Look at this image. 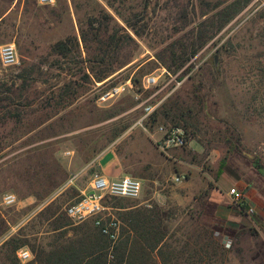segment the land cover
<instances>
[{"label":"rangeland","instance_id":"obj_1","mask_svg":"<svg viewBox=\"0 0 264 264\" xmlns=\"http://www.w3.org/2000/svg\"><path fill=\"white\" fill-rule=\"evenodd\" d=\"M200 1L0 0V45L14 42L17 50L16 64L0 62V114H7L0 121V200L6 192L18 200L0 205V264H16L14 255L6 258L12 238L25 240L22 249L33 261L95 230L91 221L70 219L65 207L106 149L125 175L142 183L136 199H108L109 211L123 223L129 209L159 211L153 225L176 249L174 264L196 263L198 255L189 259L209 236L218 255H203L200 264H264V175L253 164L255 158L264 162V0ZM91 22L108 33L124 29L134 39L119 51L125 64L100 81L82 78L91 51L80 33ZM67 38L72 51L63 56L53 45ZM194 42L202 45L175 72L182 82L166 97L167 89L157 94L163 101L149 122L178 124L186 132L185 146L164 153L138 124L143 102L157 90L143 89L142 78L158 74L160 65L174 69L180 58L171 52L185 51V58ZM129 77L133 89L95 103L97 90ZM175 175L184 179L175 182ZM232 186L245 187L252 213L230 201ZM63 221L69 224L60 227ZM140 242L146 258L161 264ZM186 243L190 248L181 255ZM116 245L109 248L111 264Z\"/></svg>","mask_w":264,"mask_h":264},{"label":"trees","instance_id":"obj_2","mask_svg":"<svg viewBox=\"0 0 264 264\" xmlns=\"http://www.w3.org/2000/svg\"><path fill=\"white\" fill-rule=\"evenodd\" d=\"M200 2L207 3L203 0ZM106 16H104V19L107 20V17L110 16ZM124 22L135 35H139V29L136 28L134 23L128 19L124 20ZM92 24L93 23L91 22V27L89 28L88 32L81 30L80 33V39L86 52L89 53L91 51V56L87 58L88 65L86 67V71H89L90 74L84 70L82 78H84V80L86 79L87 81H90L92 77L94 80L100 81L110 76L125 64L119 58V51L125 42H134V39L132 35L124 29H122V33H118L117 29H112V31L108 33V31H106L105 25L102 28L101 23H98L96 27L92 26ZM101 31H103L104 34H102ZM69 41H72L71 38L57 41L53 45V50L60 55H67L72 51V42L70 43ZM75 45L78 48V42H76ZM200 45L202 44H196L195 42L192 43V49L185 58H183V56L186 55L185 51H182L181 54H176L175 51L171 52V54H174V57L172 55V59L179 57L180 63L174 69H171L169 66H166V68L169 71L175 73L177 69L183 65L184 61L188 59V56L193 55L198 50ZM69 86V83L65 85L66 89H63L61 92L62 97L69 93ZM3 99L6 101L9 100L10 103H13V100L11 101L8 97ZM156 111L152 115V121H155L154 116ZM7 113L12 114L14 117H19V112H13V110H9ZM6 117L7 114H0V121ZM253 164L258 169V171L264 175V162L260 158H255L253 160ZM149 211L150 212L129 209L122 217L124 223L121 222L122 220L119 217H117L120 221V233L117 242H115L117 245L113 250L114 260H112V264H157L152 263L146 258L144 254L145 247L140 241H143V243L146 244L147 248H149L151 252L157 253L161 264H174L173 257H175V260L177 257L176 249L172 248L164 240L166 232L156 230L155 226L153 225V222L156 219L159 220L160 212L151 210ZM165 216H167V213L164 214V217ZM67 224L69 223L63 221V223H60V227H63ZM94 228L95 230L89 229L90 231L86 232L85 235L83 232L84 236L74 241V244L66 245L61 249H57L56 251L49 253V256L47 255L46 257L41 256L40 258V256H38L27 264H111L109 260V248L111 246L110 240L101 234L96 227ZM137 238H139L140 241ZM209 238L205 239L206 246L201 247L199 250H194L192 257L189 260L193 259L194 255H198L200 259L196 263L190 262V264H200L201 261H203L201 258L203 255H205V258L209 257V259H212L218 255L217 251L219 248L214 247L211 236H209ZM10 241L11 242L7 244L8 247L10 246V248L7 247L6 249V258L10 259V255H14L16 258V264H21L17 258V252L26 246L27 243L25 240L18 238H12ZM186 244L187 245L180 253L181 255L187 254L186 249L190 248L189 244ZM210 247H213L212 254L209 251Z\"/></svg>","mask_w":264,"mask_h":264},{"label":"built area","instance_id":"obj_3","mask_svg":"<svg viewBox=\"0 0 264 264\" xmlns=\"http://www.w3.org/2000/svg\"><path fill=\"white\" fill-rule=\"evenodd\" d=\"M56 0H36L39 5H53ZM0 62L3 66H12L17 63V50L14 42L2 44L0 46ZM158 74H147L142 78L141 86L143 89L157 88L148 96L142 104L141 116L138 124L154 140L157 148L167 153L171 148L183 147L187 143V136L184 128L180 125H164L163 123L150 124L151 116L160 106L163 97L174 92L182 82L179 75L169 71L160 65L157 68ZM162 79V81H161ZM99 85V84H97ZM134 83L131 77L117 85L109 86L105 90H97L95 94L96 104H105L110 99L119 96L125 90L133 89ZM167 89L163 97H157L159 92ZM184 179L182 175H175L173 180L180 182ZM74 180V178H73ZM72 180L67 182L71 185ZM79 196L67 204L65 207L66 215L75 222L91 221L101 234L106 236L112 244H115L120 233V221L109 211V206L105 204L108 199H136L142 191L141 180L131 175H123L117 179H107L106 177L94 173L90 178L85 189L79 190ZM230 201L239 208H244L252 213L254 207L251 205L246 194L245 187L232 186L227 190ZM17 197L14 193L6 192L2 194L0 205L12 206L16 204ZM18 260L27 263L32 259L28 250L21 249L17 252Z\"/></svg>","mask_w":264,"mask_h":264},{"label":"crops","instance_id":"obj_4","mask_svg":"<svg viewBox=\"0 0 264 264\" xmlns=\"http://www.w3.org/2000/svg\"><path fill=\"white\" fill-rule=\"evenodd\" d=\"M94 162L97 164V168L95 172L90 173L91 177L94 173H98L106 177L107 179L112 180V179L120 178L121 176L125 175L117 155L115 154L114 151L110 149L101 151L94 159ZM91 177H89L88 182ZM87 185L84 188H79V190L85 189Z\"/></svg>","mask_w":264,"mask_h":264}]
</instances>
